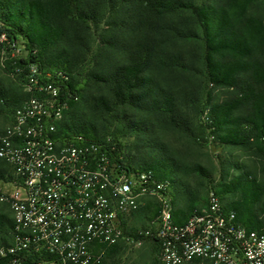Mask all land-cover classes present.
I'll return each instance as SVG.
<instances>
[{"label": "trees", "instance_id": "16d2710c", "mask_svg": "<svg viewBox=\"0 0 264 264\" xmlns=\"http://www.w3.org/2000/svg\"><path fill=\"white\" fill-rule=\"evenodd\" d=\"M258 2L264 0H207L201 5L196 0H101L100 8L111 6L121 13L125 41L112 46L121 49L120 53L127 59L111 61L101 75H93L110 92L108 97L95 101L81 97L83 90L74 76L85 61L80 55L83 50L78 45L67 44L61 25L69 16L82 24L94 22L97 13L92 5L75 0H0V34L23 43L27 56L18 64L34 63L41 72H58L68 77L66 89L73 97L57 128L56 139L60 143L77 136L87 141H102V135L107 132L106 119L118 107L139 110L143 116L124 113V120L146 137L153 135L150 118L194 137L188 111L200 105L196 83L199 68L213 88H241L240 78L246 75L251 76L257 87L264 86V19L251 14ZM191 41H198L201 48L186 49L180 45ZM242 93L252 108L248 116H238L237 104H214L210 106L208 121L220 144L255 147L264 155V94L249 89ZM26 97V94L13 97L0 88L3 108L0 113L10 110V114L6 113L7 125ZM80 98L91 108L87 115L79 114ZM146 143L148 153L135 165L125 163L118 155L113 159L128 171H151L157 179L168 181L175 208L174 223L183 225L193 213L200 211L198 190L187 181L190 174L180 154L153 136ZM198 170L204 173L200 167ZM12 178L11 168L0 160V182ZM216 193L223 204L225 197H237L226 207L236 213L238 222L246 229L264 233V185L246 173L225 181ZM183 200L187 201L186 208H177L176 203ZM145 208L150 214V227L157 208ZM5 220L0 215V230L10 232L12 238V216L7 226ZM120 247L108 248L103 264ZM0 264L9 261L0 258Z\"/></svg>", "mask_w": 264, "mask_h": 264}, {"label": "built area", "instance_id": "2783aa9c", "mask_svg": "<svg viewBox=\"0 0 264 264\" xmlns=\"http://www.w3.org/2000/svg\"><path fill=\"white\" fill-rule=\"evenodd\" d=\"M17 44L0 34V46L15 50ZM19 60H9L11 75L27 97L11 124L0 126V160L13 176L0 182V205L13 219L1 259L103 264L108 248L137 236L154 242L158 264H264V233L241 225L216 191L204 209L177 225L170 183L114 161L111 138L93 142L77 136L60 143L57 128L73 97L66 89L69 79ZM148 197L156 201L157 216L149 229L128 233L130 219Z\"/></svg>", "mask_w": 264, "mask_h": 264}, {"label": "rangeland", "instance_id": "374dc122", "mask_svg": "<svg viewBox=\"0 0 264 264\" xmlns=\"http://www.w3.org/2000/svg\"><path fill=\"white\" fill-rule=\"evenodd\" d=\"M76 2L89 3L94 7L97 13L94 22L82 24L74 16H69L62 22L67 44L70 46H79L83 50L81 59H85L81 69L74 76L75 81L81 85L83 92L81 97L95 101L100 97L109 96V87L96 81L93 75H101L104 69L111 61L122 62L127 56L120 53L121 49L113 48L112 44H120L125 41V34L122 32L121 13L117 8L107 6L100 8L101 0H75ZM207 0H196L197 5L205 3ZM251 14L264 19V3L258 2L251 9ZM1 18V11H0ZM0 27L1 24H0ZM186 49L195 47L201 48L198 41L180 44ZM27 52L22 42L18 43L16 49L9 45L0 46V88L6 90L13 97H20L25 94L24 87L11 75L10 59H24ZM200 71V72H199ZM198 69L196 74V83L198 84V93L200 94V105L188 111L193 122L192 136L172 130L161 120L150 118L153 127V137L160 143H166L178 154L187 166L190 176L187 181L193 189L198 190L197 210H202L207 206L209 193L219 190L225 181L240 175H251L257 183L264 185V155L255 147H232L220 144L213 134L208 121L210 106L214 104L228 105L237 104L240 109L238 116L246 117L251 113V105L244 101L246 96L243 90L249 89L252 92L264 94V86L257 87L250 75L240 78L241 88H213L208 85L205 74ZM209 95V96H207ZM209 97V98H208ZM79 114H89L90 106H86L81 98L77 103ZM0 109H3L0 105ZM9 109L0 113V126L7 125L9 120ZM124 113L128 116H143L137 108L118 107L114 113L106 119V134L101 139L111 138L117 146V154L122 157L126 163L135 165L140 160L145 159L148 148L147 143L151 137H146L137 129L130 128L124 120ZM145 117V116H144ZM135 121H138L136 118ZM200 167L204 173H199ZM229 176V177H227ZM224 204H229L237 197L227 196L224 198ZM187 201L183 200L176 203L177 208H186ZM143 207V208H142ZM145 207L156 209L157 204L154 198L148 197L144 200V206H141L140 212L129 221L130 233L145 231L149 229L150 214ZM150 212V211H149ZM0 215L11 220V214L7 206L0 205ZM7 220L5 225L7 226ZM10 232L4 229L0 230V248L6 247L11 243ZM157 248L154 242L136 236V240L121 245L118 253L109 258L106 264H158Z\"/></svg>", "mask_w": 264, "mask_h": 264}, {"label": "crops", "instance_id": "0c3cea01", "mask_svg": "<svg viewBox=\"0 0 264 264\" xmlns=\"http://www.w3.org/2000/svg\"><path fill=\"white\" fill-rule=\"evenodd\" d=\"M224 206H225V208H226V209H228V208L226 207V205H225V204H224ZM228 210H229V209H228ZM157 263H158V262H157Z\"/></svg>", "mask_w": 264, "mask_h": 264}]
</instances>
